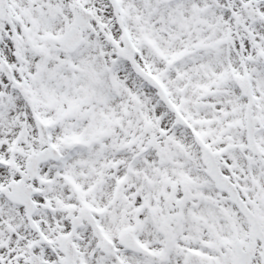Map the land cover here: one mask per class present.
Here are the masks:
<instances>
[{
    "label": "snow or ice",
    "instance_id": "obj_1",
    "mask_svg": "<svg viewBox=\"0 0 264 264\" xmlns=\"http://www.w3.org/2000/svg\"><path fill=\"white\" fill-rule=\"evenodd\" d=\"M0 264H264V0H0Z\"/></svg>",
    "mask_w": 264,
    "mask_h": 264
}]
</instances>
